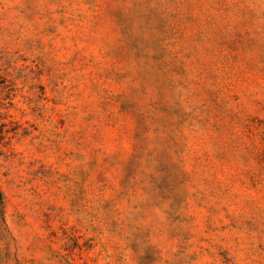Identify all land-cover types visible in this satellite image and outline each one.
Instances as JSON below:
<instances>
[{
  "label": "rangeland",
  "instance_id": "1",
  "mask_svg": "<svg viewBox=\"0 0 264 264\" xmlns=\"http://www.w3.org/2000/svg\"><path fill=\"white\" fill-rule=\"evenodd\" d=\"M0 264H264V0H0Z\"/></svg>",
  "mask_w": 264,
  "mask_h": 264
}]
</instances>
